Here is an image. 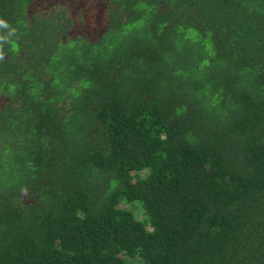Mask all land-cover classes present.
<instances>
[{"label":"trees","instance_id":"obj_1","mask_svg":"<svg viewBox=\"0 0 264 264\" xmlns=\"http://www.w3.org/2000/svg\"><path fill=\"white\" fill-rule=\"evenodd\" d=\"M0 20V264H264V0Z\"/></svg>","mask_w":264,"mask_h":264},{"label":"clouds","instance_id":"obj_2","mask_svg":"<svg viewBox=\"0 0 264 264\" xmlns=\"http://www.w3.org/2000/svg\"><path fill=\"white\" fill-rule=\"evenodd\" d=\"M0 28L2 29H9V25L4 21L0 20ZM14 30L9 29L8 36L0 35V45H2L4 42L8 41V37L13 35ZM4 58V53L2 50H0V60Z\"/></svg>","mask_w":264,"mask_h":264},{"label":"rangeland","instance_id":"obj_3","mask_svg":"<svg viewBox=\"0 0 264 264\" xmlns=\"http://www.w3.org/2000/svg\"><path fill=\"white\" fill-rule=\"evenodd\" d=\"M130 209H131L132 211H134L136 214L139 213L138 207H137L136 205H132V206L130 207Z\"/></svg>","mask_w":264,"mask_h":264}]
</instances>
